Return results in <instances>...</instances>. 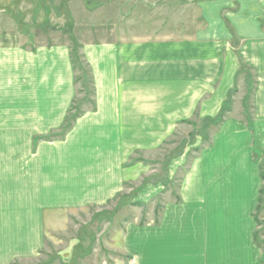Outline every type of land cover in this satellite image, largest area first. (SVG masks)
<instances>
[{"label": "crops", "instance_id": "1", "mask_svg": "<svg viewBox=\"0 0 264 264\" xmlns=\"http://www.w3.org/2000/svg\"><path fill=\"white\" fill-rule=\"evenodd\" d=\"M80 1L91 14L111 0H0V264L33 257L65 212L115 198L142 172L128 167L136 151L159 149L185 121L215 118L242 64L255 80L251 129L228 118L175 201L157 221L127 224L105 264H264V230L253 218L262 187L254 156L264 155V0H142L143 16L126 7L140 0H119L127 13L118 24L105 15L102 26L88 14L77 22ZM73 44L91 73L93 110L62 141L33 147L73 104Z\"/></svg>", "mask_w": 264, "mask_h": 264}, {"label": "rangeland", "instance_id": "2", "mask_svg": "<svg viewBox=\"0 0 264 264\" xmlns=\"http://www.w3.org/2000/svg\"><path fill=\"white\" fill-rule=\"evenodd\" d=\"M140 1L133 6H129L132 3H128L126 7L129 11L133 9L134 15L143 16L146 15L147 10H141L140 6L145 1ZM120 4L119 0H111L105 4V8H97L95 12L88 14L83 11L81 1L77 2L75 6L77 22L83 25V15L88 14L95 18L94 20L91 17L90 25H104L103 20L107 19L103 18L105 15L118 24L116 15L118 16L121 11L127 13V8L122 9ZM149 24L150 22H147L146 25ZM107 25L108 22L105 27H108ZM31 43H34L33 40ZM75 53L73 57L75 77L80 78L81 81L75 86L76 95L72 109L67 112L68 120L65 123L64 119L57 132L34 137L33 147L40 141H62L73 129L76 120L87 110H93L94 96H92L90 73L82 60L75 59L77 54L80 55L79 50ZM241 67L237 75V87L232 92L228 108L225 109L223 123L233 117L251 129V94L247 102L244 100L248 97L249 91L255 90V80L253 72L247 66L242 64ZM77 115L79 117L75 119ZM223 123L214 126L210 122L194 118L177 127L176 132L164 141L159 149L149 152L136 151L133 157L129 158L128 167L138 164L142 172L136 180L125 183L122 192L115 198L105 205L88 206L73 212H65L63 228L56 231L49 230L41 250L33 257L19 258L4 264H105L111 261L110 254H114L112 246L127 224L147 225L154 220L157 221L162 205L168 201H175L181 180L191 162L204 147L212 144L214 134ZM253 143L254 145L257 143L255 138ZM254 158L259 164L264 163L263 154L255 155ZM147 188L156 190V195L153 197L150 194L139 199V194ZM253 213V217L255 216L260 224V233L263 229L264 210ZM259 233L257 232L256 235L257 240L260 237Z\"/></svg>", "mask_w": 264, "mask_h": 264}, {"label": "trees", "instance_id": "3", "mask_svg": "<svg viewBox=\"0 0 264 264\" xmlns=\"http://www.w3.org/2000/svg\"><path fill=\"white\" fill-rule=\"evenodd\" d=\"M77 50H78V47L75 45V44H73V46H72V50H71V61H72V65H73V72H74V79H73V83H74V85L76 86V84L79 82V81H81V79L80 78H76L75 77V64H74V60H73V57L76 55V53L75 52H77ZM75 51V52H74ZM74 52V53H73ZM80 59V60H82V56L81 55H79L78 56V54H77V56L75 57V59ZM87 66V65H86ZM87 68H88V66H87ZM242 68V67H241ZM88 70H89V68H88ZM89 73H90V70H89ZM239 73H240V71H239ZM238 73V74H239ZM90 77H91V73H90ZM254 77V76H253ZM91 85H92V96H94V88H93V80H92V77H91ZM83 87V86H82ZM83 89V88H82ZM232 92L233 91H231V92H229V94H228V97H227V101L223 104V106H222V108H221V110H220V112H219V114L215 117V118H203L202 120L203 121H205V122H210L212 125H214V126H218V125H220L221 123H223V120H224V116H225V114H226V110L225 109H227L228 108V105L230 104L229 102H230V99H231V96H232ZM253 92H254V89L252 90V91H249V93H248V97H246V99L244 100L245 102H247L249 99H250V94H251V97H252V95H253ZM74 102V101H73ZM94 106V104H93V101H92V107ZM70 109H72V106H71V108ZM79 115H81V114H79ZM79 115H77V116H75V119L77 118V117H79ZM68 116V115H67ZM67 116H66V118H65V123L67 122V120H68V118H67ZM74 119V118H73ZM73 121V120H72ZM66 127V126H65ZM70 127V126H69ZM68 126L66 127V128H69ZM258 167H259V174H260V179H261V181H262V187H261V189H260V191H259V197H258V200H257V206H256V209H255V213H258V212H261L262 210H264V163L263 164H259L258 165ZM254 218V221H255V223L257 224V226H260V224L257 222V218H255V216L253 217ZM262 230H264V223H263V229ZM256 235H257V233H255V235H254V239L255 240H257V238H256Z\"/></svg>", "mask_w": 264, "mask_h": 264}]
</instances>
